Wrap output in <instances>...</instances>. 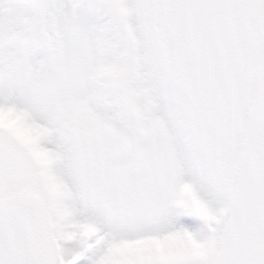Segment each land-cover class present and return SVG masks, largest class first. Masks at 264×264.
Instances as JSON below:
<instances>
[{
  "label": "snow or ice",
  "instance_id": "snow-or-ice-1",
  "mask_svg": "<svg viewBox=\"0 0 264 264\" xmlns=\"http://www.w3.org/2000/svg\"><path fill=\"white\" fill-rule=\"evenodd\" d=\"M0 264H264V0H0Z\"/></svg>",
  "mask_w": 264,
  "mask_h": 264
}]
</instances>
